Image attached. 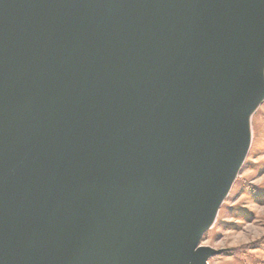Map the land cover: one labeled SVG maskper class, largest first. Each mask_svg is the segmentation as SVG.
<instances>
[{
    "label": "water",
    "instance_id": "water-1",
    "mask_svg": "<svg viewBox=\"0 0 264 264\" xmlns=\"http://www.w3.org/2000/svg\"><path fill=\"white\" fill-rule=\"evenodd\" d=\"M264 102V0H0V264H208Z\"/></svg>",
    "mask_w": 264,
    "mask_h": 264
},
{
    "label": "rangeland",
    "instance_id": "rangeland-1",
    "mask_svg": "<svg viewBox=\"0 0 264 264\" xmlns=\"http://www.w3.org/2000/svg\"><path fill=\"white\" fill-rule=\"evenodd\" d=\"M264 102L251 118V144L243 166L223 202L216 221L200 245L221 252L208 264H264ZM263 240V248L250 249L242 258L221 257L231 250Z\"/></svg>",
    "mask_w": 264,
    "mask_h": 264
},
{
    "label": "trees",
    "instance_id": "trees-1",
    "mask_svg": "<svg viewBox=\"0 0 264 264\" xmlns=\"http://www.w3.org/2000/svg\"><path fill=\"white\" fill-rule=\"evenodd\" d=\"M250 192H253V190H251ZM253 193H254V196L256 198H258V200L259 199L261 200V198L264 197V195H262V193H260V192H256V193L253 192ZM254 248H263V240L256 241V242L251 243L249 245L241 246L237 249L231 250L230 252L225 253L221 257L234 256L237 258H242L243 254H246L250 249H254Z\"/></svg>",
    "mask_w": 264,
    "mask_h": 264
}]
</instances>
